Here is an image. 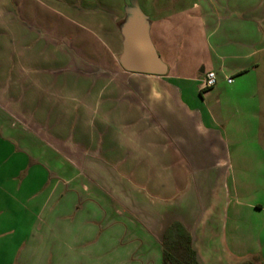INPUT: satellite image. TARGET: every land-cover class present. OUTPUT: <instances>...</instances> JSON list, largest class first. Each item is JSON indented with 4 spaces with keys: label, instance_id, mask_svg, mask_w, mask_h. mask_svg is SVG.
Returning <instances> with one entry per match:
<instances>
[{
    "label": "crops",
    "instance_id": "1",
    "mask_svg": "<svg viewBox=\"0 0 264 264\" xmlns=\"http://www.w3.org/2000/svg\"><path fill=\"white\" fill-rule=\"evenodd\" d=\"M82 4L0 0V264H164L174 222L200 264H264V0L150 15L163 76Z\"/></svg>",
    "mask_w": 264,
    "mask_h": 264
},
{
    "label": "rangeland",
    "instance_id": "2",
    "mask_svg": "<svg viewBox=\"0 0 264 264\" xmlns=\"http://www.w3.org/2000/svg\"><path fill=\"white\" fill-rule=\"evenodd\" d=\"M189 1L191 0H88V8H84L82 4L80 10L86 11V15H96V37L103 40V46L100 48L110 54L118 52V57H121L123 40L120 28L128 17L134 13H144L150 22L149 18L157 10L167 6L182 7Z\"/></svg>",
    "mask_w": 264,
    "mask_h": 264
},
{
    "label": "water",
    "instance_id": "3",
    "mask_svg": "<svg viewBox=\"0 0 264 264\" xmlns=\"http://www.w3.org/2000/svg\"><path fill=\"white\" fill-rule=\"evenodd\" d=\"M149 29L143 13H134L122 24L124 50L120 64L130 73L163 76L168 69L151 41Z\"/></svg>",
    "mask_w": 264,
    "mask_h": 264
},
{
    "label": "trees",
    "instance_id": "4",
    "mask_svg": "<svg viewBox=\"0 0 264 264\" xmlns=\"http://www.w3.org/2000/svg\"><path fill=\"white\" fill-rule=\"evenodd\" d=\"M164 264H200L193 248L189 231L180 223L174 222L163 237Z\"/></svg>",
    "mask_w": 264,
    "mask_h": 264
},
{
    "label": "built area",
    "instance_id": "5",
    "mask_svg": "<svg viewBox=\"0 0 264 264\" xmlns=\"http://www.w3.org/2000/svg\"><path fill=\"white\" fill-rule=\"evenodd\" d=\"M232 79H228V83H232ZM218 83V77L215 72H208L202 82L201 90L207 91L214 88Z\"/></svg>",
    "mask_w": 264,
    "mask_h": 264
}]
</instances>
